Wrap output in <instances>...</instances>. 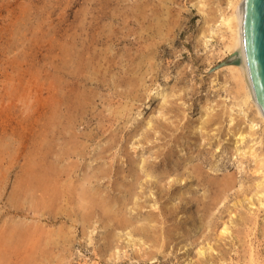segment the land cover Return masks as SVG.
Returning a JSON list of instances; mask_svg holds the SVG:
<instances>
[{"label": "rangeland", "instance_id": "1", "mask_svg": "<svg viewBox=\"0 0 264 264\" xmlns=\"http://www.w3.org/2000/svg\"><path fill=\"white\" fill-rule=\"evenodd\" d=\"M227 12L0 0V264H247L250 241L264 264L263 171L235 150L264 157V126L221 67Z\"/></svg>", "mask_w": 264, "mask_h": 264}, {"label": "bare ground", "instance_id": "2", "mask_svg": "<svg viewBox=\"0 0 264 264\" xmlns=\"http://www.w3.org/2000/svg\"><path fill=\"white\" fill-rule=\"evenodd\" d=\"M243 1L244 0H226V8L228 9V12L226 14L223 13L217 18V20L220 21L219 23L225 26V29L228 33L225 37V40L223 41L224 50L228 55L227 59L221 63V67H223L222 69H226L229 72L230 78L234 81L235 94L236 97L239 98L238 106L245 105L247 107L251 103L255 108L256 115L259 116L260 121L264 126V113L253 96L242 55L241 22ZM231 120L232 118H230V121ZM250 121L251 122L249 123L248 127L250 130H252L255 125V119L252 118ZM235 150L237 155L240 157L249 156L253 158L257 165V169L263 171L264 175V157L257 154L256 150L253 148V145L246 147L239 145L236 146ZM256 187L261 189V196L258 197V206L264 208V178L262 181H260V183L257 184ZM87 203L91 204V199L87 200ZM261 228V230L264 231V216L261 219ZM220 232H228L227 227L224 226ZM251 234H254L252 229ZM198 253L203 254L204 251L200 250ZM246 260L247 264H259L254 253V246L252 245L251 241L248 245Z\"/></svg>", "mask_w": 264, "mask_h": 264}, {"label": "water", "instance_id": "3", "mask_svg": "<svg viewBox=\"0 0 264 264\" xmlns=\"http://www.w3.org/2000/svg\"><path fill=\"white\" fill-rule=\"evenodd\" d=\"M241 36L248 81L264 113V0L243 1Z\"/></svg>", "mask_w": 264, "mask_h": 264}]
</instances>
